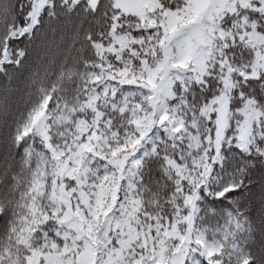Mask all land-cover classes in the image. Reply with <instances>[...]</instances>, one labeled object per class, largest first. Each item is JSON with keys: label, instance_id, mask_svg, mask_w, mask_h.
<instances>
[{"label": "snow or ice", "instance_id": "snow-or-ice-1", "mask_svg": "<svg viewBox=\"0 0 264 264\" xmlns=\"http://www.w3.org/2000/svg\"><path fill=\"white\" fill-rule=\"evenodd\" d=\"M0 264H264V0H0Z\"/></svg>", "mask_w": 264, "mask_h": 264}]
</instances>
